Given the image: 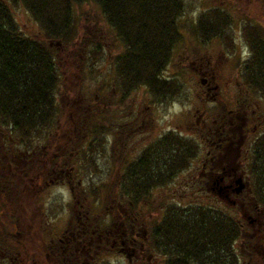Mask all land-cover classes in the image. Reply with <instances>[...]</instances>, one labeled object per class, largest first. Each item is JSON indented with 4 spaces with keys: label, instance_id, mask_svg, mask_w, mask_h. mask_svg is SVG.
Instances as JSON below:
<instances>
[{
    "label": "trees",
    "instance_id": "16d2710c",
    "mask_svg": "<svg viewBox=\"0 0 264 264\" xmlns=\"http://www.w3.org/2000/svg\"><path fill=\"white\" fill-rule=\"evenodd\" d=\"M83 1L95 3L103 22L121 43V49L110 58L111 98L104 95L108 103L122 102L139 85L147 89L152 101L160 103L175 99L176 91H180L175 78L166 80L161 72L174 47L182 42L177 19L187 8L184 0H0V124L8 126L13 134L25 135L30 141L36 134L45 137L53 128L52 122L63 103L56 99L60 71L55 49L65 48L66 42L75 37L72 6ZM18 4L38 25L40 38L26 36L19 30L12 16V7ZM231 23L230 16L220 7L208 8L198 12L192 33L207 40L215 32H225L224 26ZM248 23L243 26L256 27L243 29L252 51L246 81L252 88H263L264 28ZM90 28V35L85 31V38L77 47L79 50L81 47L79 61L83 65L89 61L94 64L103 54L105 42L99 37L100 29L95 24ZM117 94L120 96L115 99ZM96 95L93 94V101ZM80 115L77 120L85 145L84 152L80 148L75 151L82 157H90L91 162L104 148L94 143L101 141L105 125ZM198 152L194 140L169 129L160 139L142 148L134 160L124 161L116 176L121 194L118 198L132 209L145 205L150 190L154 186L164 187L187 169ZM250 188L251 196L264 209L262 169L251 174ZM182 195L156 207L160 217L151 223L144 245L164 256L162 264H241L234 242L241 236L247 208L229 207L208 195L204 201L196 196L185 202ZM1 229L4 231L2 225ZM247 258L250 260L249 255ZM247 264L254 263L247 261Z\"/></svg>",
    "mask_w": 264,
    "mask_h": 264
},
{
    "label": "flooded vegetation",
    "instance_id": "af4514ba",
    "mask_svg": "<svg viewBox=\"0 0 264 264\" xmlns=\"http://www.w3.org/2000/svg\"><path fill=\"white\" fill-rule=\"evenodd\" d=\"M224 27H227L225 32H215L207 40L198 37L202 43L221 40L223 49L217 50L214 46V50L205 49L203 55H197L198 50L204 48L203 44L199 43L198 50L191 51L189 47L194 44L193 40L189 38V47L183 40L181 42L184 48L187 47L186 57L192 53V61H202L195 68L201 89L196 95L201 107L195 108L194 124L198 129L201 127L200 140L207 147L201 155L200 179L196 180L198 185L206 180L204 184L216 200L218 194L222 204L229 207L239 204L244 208L249 205L255 216H250L248 210L247 223L244 220L243 225L256 222L259 225V222L264 223V209L260 201L251 196L250 183L252 173L264 171L261 165L264 163V87L252 88L246 81L249 77L247 68L250 67L247 61L252 51L250 42L246 40L248 35L244 36L243 30L249 31L256 26H241L246 55L237 53L241 62L231 68L226 65L232 61L231 57H234L233 64L236 61L234 52L226 43L228 40L233 42L231 26ZM206 103L210 104L209 109ZM76 123L79 124V120ZM53 135L48 133L45 138L51 142L42 146L40 137H31L29 141L27 136L21 135L16 142L0 129V207L2 216L9 227L12 226L7 232V228L2 226L7 235L4 238L7 247L0 244V264H5L6 260L14 264L16 259L21 261L19 264H119L110 261L108 256L111 255L122 256L126 264H144V261L148 264L156 259L154 248L144 245L147 233L145 235L137 226L133 209L125 200L122 204L123 200L110 199L108 202H115L110 206L105 201H96L99 204L95 206L83 191V196L78 198L76 187H79L80 180L74 181L76 167L72 158L77 155L73 151V143L77 144L78 139L72 136L60 151L48 153L43 147L53 145L52 138L55 139L56 134ZM80 138L83 141L84 136ZM18 143L20 148L16 146ZM202 150L199 148L196 157ZM60 156L64 159L57 160ZM239 184L242 188L235 192ZM58 185L65 186L70 196L66 201L69 209L61 222L57 215V194L52 190ZM43 191L46 194L42 195ZM47 194L49 198H46ZM43 207L46 212L47 208L52 212L50 220ZM41 214L45 219H41ZM27 242L33 245L30 254ZM19 255L23 258L19 259ZM30 259L32 261L27 262Z\"/></svg>",
    "mask_w": 264,
    "mask_h": 264
},
{
    "label": "rangeland",
    "instance_id": "374dc122",
    "mask_svg": "<svg viewBox=\"0 0 264 264\" xmlns=\"http://www.w3.org/2000/svg\"><path fill=\"white\" fill-rule=\"evenodd\" d=\"M186 4L185 12L178 17L177 21L179 24L180 32L182 33V40L185 46H188L189 38L193 40L194 44L189 45V49L194 51L198 50L197 45L203 44L202 51L198 50L197 55H203L204 50H214L215 48H222V42L218 39H212L207 42L202 43L201 39L198 37H193L192 33L193 25L196 22L198 12L210 9L213 7H220L225 11L231 18V35L232 40L226 41L230 46L232 52L236 56L235 63L233 64L234 57H231L232 61H229L226 65L229 68L231 66H238L237 59L238 54L242 53V56L246 55V41L242 37L241 26L243 24H249L252 22L264 26V0H184ZM72 18L76 26L75 37L71 41H67L65 48H56L57 62L59 64L60 71V83L59 90L56 93V99L58 101H63L60 105V112L56 120H53L50 132L51 134H56V138H52L53 145L49 147H43L44 151H60L61 146L66 142L67 139L74 136L77 137L78 143H73V151L75 148L82 149L84 152V141H81V126L77 124V116L79 114L87 115L88 120L105 125V130L100 136L101 141L94 144H101V153L90 162V157H82L81 153L78 152L77 156L74 155L73 162L76 167L74 168V181L80 180L79 187H76V193L81 198L83 196L82 191L86 194V197L92 201V205L95 206L99 203L104 202L107 206L114 203L108 202L110 199L120 200L118 197L121 195L118 190V185L116 183L117 173L119 169L124 165L126 160H134L139 152L150 141H156L161 138L162 134L172 129L178 134L184 136V138L189 140H194L195 143L202 148V152L198 157L190 160V165L187 169L180 171L175 177L167 182L164 187H156L150 190V197L145 202V205L140 204V206L133 209V216L137 219V225L142 232L146 235L148 234L149 227L153 220L158 219L159 213L156 211L158 206L161 204H167L170 200H176L180 198L185 192L186 196L184 201L190 202L197 196L203 201L207 199V195L212 198L214 195L210 192L209 188L201 182V187L197 183V178L200 179V165L203 162L202 156L206 150V145L200 139V128L194 124L196 113L195 108L201 107L200 102L197 99L196 93L199 92L200 84L199 78L196 74L195 68L201 61V59H196L192 61L189 54L186 57L187 47H183L182 43L174 47L171 53V59H169L165 68L162 70L161 75L166 80L170 77L175 78L179 85V90L176 91V98L171 99L166 102L152 101V96L149 94L147 89L143 86H138L133 91L129 92L128 96L123 99L122 102L118 101L110 104L107 98H111V79L113 78L111 57L117 51L121 49V43L115 37L114 31L108 27L106 22L104 23L99 12L98 7L95 3L84 2L81 4L73 3L72 6ZM12 16L21 32H24L26 36L40 38V30L34 19L29 15V13L23 8V5L12 7ZM95 26L100 29L97 37H102L104 46L103 54L101 58L91 64L89 61L84 65L81 64L79 59L81 58L80 50L77 48L81 44L82 39L85 38V31L90 35L91 26ZM241 25V26H240ZM95 28V27H94ZM93 28V29H94ZM92 29V30H93ZM193 34V35H192ZM101 38V39H102ZM201 41V42H200ZM225 45V44H223ZM227 45V46H228ZM87 46V45H86ZM85 46V47H86ZM193 46V49L191 48ZM226 46V45H225ZM90 47V46H89ZM194 58V57H193ZM241 62V61H239ZM81 67V68H80ZM225 68V67H224ZM222 69V68H221ZM226 69V68H225ZM234 70V69H233ZM229 72V71H228ZM232 75V72H229ZM234 75V74H233ZM178 92V94H177ZM96 95V100L93 101V94ZM107 96V98L105 96ZM120 94L115 96L119 98ZM225 96V95H223ZM117 101V100H116ZM116 103V104H115ZM203 105V102H202ZM206 108H210V104L206 103ZM204 107V105H203ZM54 123V124H53ZM0 129L6 134L11 136V138L18 142L20 135L17 136L13 134L10 128L0 124ZM37 135V136H36ZM33 137H41L36 134ZM53 135V136H54ZM42 146L48 145L51 139L43 137L41 139ZM79 146V147H75ZM205 145V146H204ZM17 148L19 143L16 144ZM56 146V147H55ZM72 146V145H71ZM205 149V150H204ZM15 150V149H14ZM85 151H87L85 149ZM80 153V154H79ZM203 154V155H202ZM79 155V156H78ZM202 155V156H201ZM63 160L61 156L57 160ZM206 179V176H203ZM193 178V179H192ZM74 183V182H73ZM190 185L192 190L189 189ZM53 192L57 194V208H58V220L61 222L67 213L69 207L66 201L69 200L68 189L65 186L58 185L56 188H52ZM46 194L45 191L41 193ZM241 196H244L243 194ZM45 197V196H44ZM218 199L220 198L217 194ZM49 198L48 194L47 197ZM184 201H181L183 203ZM65 202L64 205H61ZM124 201H121L123 204ZM239 205V204H238ZM0 206L1 200H0ZM237 206V205H236ZM149 207H152L149 211ZM45 211V207H43ZM247 209L244 211L249 212L250 216H255L250 206H246ZM148 211V214H147ZM50 210L47 208V217L50 220ZM237 215L239 211L236 210ZM247 213V214H249ZM148 217V221L147 218ZM45 219L43 214H41V219ZM134 220V219H133ZM258 225L252 223L250 225H243V230L241 236L234 242L235 251L239 257V263L247 264L250 261L254 264H264V223ZM1 225L5 226L6 232L12 229L9 227L8 222L4 219L1 213L0 207V244L7 247L6 232L1 229ZM33 225V224H32ZM22 230V229H21ZM138 232H141V231ZM259 230V231H258ZM31 230L29 237L32 236ZM139 239V237H138ZM27 241V239L25 240ZM32 242H27L26 245L33 248ZM25 245V246H26ZM30 250L29 254L31 253ZM156 252V251H155ZM250 256V260L247 256ZM156 259L148 262V264H162V259L164 256L158 255L156 252ZM19 259L23 256L19 255ZM110 261L118 262L119 264H126L125 258L122 256H108ZM30 259L27 262H31ZM14 264H19L21 261L16 259L13 261ZM5 264H9L8 260ZM146 264V261H144Z\"/></svg>",
    "mask_w": 264,
    "mask_h": 264
},
{
    "label": "water",
    "instance_id": "95a60500",
    "mask_svg": "<svg viewBox=\"0 0 264 264\" xmlns=\"http://www.w3.org/2000/svg\"><path fill=\"white\" fill-rule=\"evenodd\" d=\"M242 188V184H239V186H237V188L235 189V192H237V190L239 191Z\"/></svg>",
    "mask_w": 264,
    "mask_h": 264
}]
</instances>
